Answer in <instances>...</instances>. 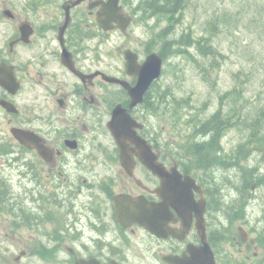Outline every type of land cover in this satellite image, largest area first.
<instances>
[{"label": "flooded vegetation", "instance_id": "1", "mask_svg": "<svg viewBox=\"0 0 264 264\" xmlns=\"http://www.w3.org/2000/svg\"><path fill=\"white\" fill-rule=\"evenodd\" d=\"M107 1L0 4V19L9 24L0 42V235L11 232L28 243L12 263L186 264L204 244L215 264L234 262L233 256L225 259L222 247L227 226L220 217L222 189H213L204 169L192 167V153L176 145L179 138L173 135V143L165 145L158 137L157 83L131 107L128 91L107 80L134 88L137 78L126 72L125 53L141 65L151 52L131 39L128 28L123 34L100 27L97 14ZM117 106L135 123L124 133L140 141L121 144L125 164L108 127ZM200 124L191 145H203L215 130ZM15 134L24 135V144ZM209 145L216 158V145ZM145 157L162 169V177L141 162ZM10 168L19 178L16 185L2 176ZM14 188L22 189L19 195ZM127 203L137 214L146 211L161 235L126 220ZM258 220L249 222V235L258 226L264 230V216Z\"/></svg>", "mask_w": 264, "mask_h": 264}, {"label": "rangeland", "instance_id": "2", "mask_svg": "<svg viewBox=\"0 0 264 264\" xmlns=\"http://www.w3.org/2000/svg\"><path fill=\"white\" fill-rule=\"evenodd\" d=\"M131 2L128 5L132 6ZM168 26L162 41L171 42L172 52L164 56L162 75L155 88L160 94L158 104H162L159 117L154 120L158 137L169 145L174 135L179 138L176 145H185V150L196 127L218 113L230 123L219 141L221 158L233 154L239 145L252 141V137L258 141L250 142L247 148L258 172L256 175L260 177L255 190L245 197L239 196L236 191L240 187L239 166L234 172L221 170L214 183L222 189L221 201L224 189H231L233 195L225 201H237L235 205L240 206L244 214L224 228L225 256H233L234 262L241 264H264V230L258 226L256 234H248L252 218L258 216L261 220L264 216V0H185L173 20L163 16L148 17L139 11L129 28L131 39L148 47L154 42L160 50L159 34ZM8 30V22L0 19V42L4 41L3 32ZM182 36L189 41L172 43L171 39L177 41ZM112 37L121 41L120 35L112 34ZM169 104L174 107L170 109ZM255 147L260 150L253 153ZM101 170H98L99 175H104ZM235 172L237 183L232 186L227 181L235 183ZM15 173L16 170L10 168L2 176L15 180L16 185L19 178ZM12 190L19 195L22 189ZM222 206L221 213H227L228 207L223 203ZM220 217L222 221L227 220L225 215L220 214ZM240 229L247 234L246 243L253 241V244H240ZM10 233L8 237L0 235V261L4 264H13V259L28 244L24 239H13ZM252 254H255L253 259Z\"/></svg>", "mask_w": 264, "mask_h": 264}, {"label": "trees", "instance_id": "3", "mask_svg": "<svg viewBox=\"0 0 264 264\" xmlns=\"http://www.w3.org/2000/svg\"><path fill=\"white\" fill-rule=\"evenodd\" d=\"M136 4H138L137 8L138 10L142 11V12H149L152 15H159V16H166V17H170L171 20H173V16L175 14H177V12H179L183 6H184V2L185 0H134ZM168 30V28L164 29L162 31V33L159 35V38H164V36L166 35V31ZM173 44H179L180 42H188L189 39L187 37H181L179 40L177 41H173V39H171ZM171 42L170 41H165L162 43L161 48H160V53L161 56L164 57L168 54H170L172 51L169 48V44ZM206 47V45L204 46ZM233 116V115H232ZM219 119V114L216 113L215 116H213L208 122H205L204 124H202L200 127L201 128H211L213 126H215V130L213 129V131H208V136H207V140L203 145H195L193 144L190 150V154L192 153V157H191V164L197 168V169H204L206 171V174L209 176L208 180L210 185H212L213 183V189H215V187L217 189H220L217 187V185L214 183L217 180V174L220 172H222L221 170L225 169L228 172H234L236 167L239 166V189L238 190V194L239 196L245 197L247 195V193H249V191L251 190V186L253 185V183L255 182L256 184L259 183L258 181L260 179V177H258L256 174V168L251 166V163L249 161V157H247L248 155V146L251 143H256L258 141H255L254 137L252 141H248L244 144H241L238 146V148L236 149V151L229 155L227 158H212L210 156V152L208 150L209 148V144H215V142L217 143V139L219 138V135L217 136L216 139V135L217 132L220 128V130L224 131L225 129H227L229 127V119L227 118H221L219 119V125L217 123ZM220 126V127H219ZM216 131V132H215ZM216 133V134H215ZM240 162H243V165H239ZM219 166L224 167V168H219ZM217 168V169H216ZM232 168V169H231ZM225 172V171H223ZM256 175V176H255ZM235 178V183L231 182V181H227L229 182L232 186H234V184L237 183V173H234ZM255 176V177H254ZM256 179V180H255ZM233 183V184H232ZM227 187V186H226ZM233 194H231V189H224V195H223V199L224 202H226L225 200L227 198H231ZM237 203V201H231V204L228 205V212H227V217L228 219L231 220V222H233L235 219H241L243 218L244 214H243V210L240 209V206L237 207L235 204ZM235 262H233L234 264ZM227 264V263H224Z\"/></svg>", "mask_w": 264, "mask_h": 264}, {"label": "water", "instance_id": "4", "mask_svg": "<svg viewBox=\"0 0 264 264\" xmlns=\"http://www.w3.org/2000/svg\"><path fill=\"white\" fill-rule=\"evenodd\" d=\"M118 2L119 0H108L107 3L102 5L100 12H98L97 23L104 30L119 28L121 31H123L129 23V17L122 12V9L118 5ZM113 23H115L116 25H113ZM125 60L127 73L135 74L138 76L137 85L133 89L128 90L132 99V103L130 106H134L142 102L143 94L147 91L151 82L159 77L161 59L155 55H151L147 58V61L141 67L134 66L133 61L128 57L126 53ZM107 80L109 82H118L116 79L113 78H108ZM121 85L125 86V84L123 83H121ZM129 122L130 119H128L124 111L119 110L117 108L113 112L112 122L108 125L111 133L113 134L117 143L121 147V160L123 164H125L126 156L124 155V151L121 144H124L127 141L140 143V141L134 135L131 137L124 133L123 130L131 129V125L129 124ZM15 137L17 138V140H19L20 143L24 144L23 134H15ZM146 158L147 157L140 158L141 162L154 174H158V176L162 177V173H164L162 169L153 166L152 163H150L151 161ZM191 182H193V180H191ZM164 185L163 188L166 189L167 185ZM130 205L132 206V203H127L125 210V219L127 220L128 218H131L134 220L135 223L141 224L149 231L160 236V231L162 230L159 229V225L153 226L150 219L148 218L150 216L147 215V212L145 211L146 214H137L130 208ZM199 232L201 233L200 227ZM241 234L244 239V233L242 232ZM202 249L203 250L201 252H198L195 256L191 257L190 261L187 260L186 264H214L213 255L208 246L204 244V247H202ZM171 262L172 264H183L180 260H173Z\"/></svg>", "mask_w": 264, "mask_h": 264}]
</instances>
